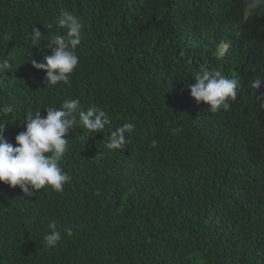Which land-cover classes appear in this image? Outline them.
I'll return each instance as SVG.
<instances>
[{
  "label": "trees",
  "instance_id": "trees-1",
  "mask_svg": "<svg viewBox=\"0 0 264 264\" xmlns=\"http://www.w3.org/2000/svg\"><path fill=\"white\" fill-rule=\"evenodd\" d=\"M240 9L241 0H0L6 140L16 146L26 115L65 99L111 121L69 130L63 191L26 197L0 182V264H264V101L251 89L264 76V16L241 24ZM65 12L83 25L79 64L69 83L51 85L31 59L66 34ZM202 67L238 78L229 111L191 96ZM125 123L135 125L126 143L109 149ZM51 223L62 240L49 249Z\"/></svg>",
  "mask_w": 264,
  "mask_h": 264
},
{
  "label": "clouds",
  "instance_id": "clouds-1",
  "mask_svg": "<svg viewBox=\"0 0 264 264\" xmlns=\"http://www.w3.org/2000/svg\"><path fill=\"white\" fill-rule=\"evenodd\" d=\"M240 23L245 24L264 16V0H241ZM59 27L67 29L66 34L53 35L48 47L51 54H44L43 60L37 62L31 59L32 66L37 70H44L49 84L69 83L70 75L79 64L76 54L77 46L81 44L80 19L71 12L62 14L58 21ZM50 27V26H49ZM30 38L38 45L44 35L34 27ZM7 60L0 61V73L9 69ZM195 84H188L190 94L197 103L203 102L209 106V111L216 113L220 110L229 111L231 102L235 101L241 84L238 78L229 77L219 70L200 68L194 76ZM264 76L251 81L253 95L264 101V95H257ZM79 99H65L59 108H46V116L41 111L26 115L24 124L26 130L19 132L16 146L9 143L5 136V126L0 124V182L12 188L19 186L26 197L35 196L36 192L45 186L54 191H63L64 185L71 180V176L61 167V159L67 151L68 140L65 136L77 121L90 132L104 129L111 123L103 110L88 108L80 110ZM13 111L11 106L0 109V114ZM135 125L125 123L111 133L109 149H120L126 143V132H131ZM153 141V146H155ZM49 231L44 235V247L55 248L62 240L61 231L55 223L48 225ZM68 234L71 231L66 229Z\"/></svg>",
  "mask_w": 264,
  "mask_h": 264
}]
</instances>
